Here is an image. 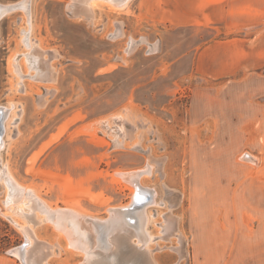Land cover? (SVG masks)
I'll use <instances>...</instances> for the list:
<instances>
[{"label":"rangeland","instance_id":"374dc122","mask_svg":"<svg viewBox=\"0 0 264 264\" xmlns=\"http://www.w3.org/2000/svg\"><path fill=\"white\" fill-rule=\"evenodd\" d=\"M88 1L0 0V264H244L264 0Z\"/></svg>","mask_w":264,"mask_h":264},{"label":"crops","instance_id":"0c3cea01","mask_svg":"<svg viewBox=\"0 0 264 264\" xmlns=\"http://www.w3.org/2000/svg\"><path fill=\"white\" fill-rule=\"evenodd\" d=\"M197 1H200V5H201L200 8H202L205 11V6H206L208 1L210 2V1H218V0H197ZM219 5H222V4L219 3ZM203 10H202V12L204 13ZM214 21H216V20H214ZM238 47H239L240 50H245V47H247V46H246V43H245V45H240ZM245 54H246V52H245ZM244 252L246 254L245 258H247V257L250 258L249 260L245 259L243 261L244 264H264V249H261V250L257 251V250H253V248L251 246L250 248H247Z\"/></svg>","mask_w":264,"mask_h":264},{"label":"bare ground","instance_id":"6f19581e","mask_svg":"<svg viewBox=\"0 0 264 264\" xmlns=\"http://www.w3.org/2000/svg\"><path fill=\"white\" fill-rule=\"evenodd\" d=\"M91 1V5L94 3L95 4V1H97V0H89L88 2H90ZM107 1H109V2H111V3H114L116 6H124L125 4H126V2L128 1V0H107ZM26 4H28V3H26ZM25 3H24V5H26ZM12 5H16V4H12ZM12 5H0V14H4L5 12H9V11H12V10H15V9H11V6ZM18 5V4H17ZM23 5V6H24ZM20 6H22L21 4H20ZM19 6V8H21ZM25 7V6H24ZM17 9V8H16ZM27 42V41H26ZM30 43V42H29ZM30 45V44H29ZM1 107V106H0ZM1 110H0V112L3 110V108H0ZM4 111H5V109H4ZM1 142H3V141H1V139H0V143ZM1 145V144H0ZM144 173H145V171H144ZM7 175V174H6ZM11 177V176H10ZM11 184H13V183H11ZM15 185V184H14ZM16 186V185H15ZM143 189H144V187H143ZM145 190V189H144ZM143 190V191H144ZM141 191H142V189H141ZM140 192V191H139ZM139 194V193H138ZM140 195H141V193H140ZM137 199V201H138V203L141 201V200H143L142 198H140L139 196H138V198H136ZM149 200V199H148ZM150 201V200H149ZM149 201H146V198H145V201L143 202V203H141V204H139L140 206L138 207V210H140V209H142V207H144L145 206V204H147ZM150 204V203H149ZM152 204V203H151ZM150 204V205H151ZM135 208H137V206H134L132 209H135ZM24 210V209H23ZM136 210V209H135ZM54 212V211H53ZM112 215V214H111ZM120 216V215H119ZM115 217V216H114ZM131 218V217H130ZM139 219V218H138ZM69 221V220H68ZM138 221V220H137ZM58 223V222H57ZM171 223V222H170ZM62 225V224H61ZM60 225V226H61ZM66 225V224H65ZM140 239H142V237H140V236H138ZM143 241V240H142ZM146 241V240H145ZM85 242V241H84ZM140 242V241H139ZM145 243H147V242H145ZM141 244H142V242H141ZM79 245V244H78ZM87 245V244H86ZM147 245V244H146ZM81 246V245H80ZM143 246V245H142ZM141 247V246H140ZM82 248V247H81ZM83 249V248H82ZM84 250H85V248H84ZM22 251H23V249H22ZM24 252V251H23ZM17 253V252H16ZM91 253H89V255H90ZM23 255H25V252H24V254Z\"/></svg>","mask_w":264,"mask_h":264},{"label":"water","instance_id":"95a60500","mask_svg":"<svg viewBox=\"0 0 264 264\" xmlns=\"http://www.w3.org/2000/svg\"><path fill=\"white\" fill-rule=\"evenodd\" d=\"M19 6H20V4H18V5H17V4H16V5H12V6H11V9H12V8H13V9L19 8Z\"/></svg>","mask_w":264,"mask_h":264}]
</instances>
